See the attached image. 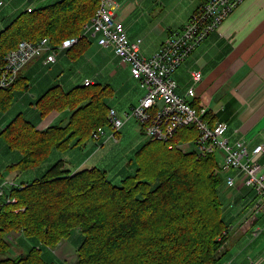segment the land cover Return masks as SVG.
Masks as SVG:
<instances>
[{"label":"trees","instance_id":"16d2710c","mask_svg":"<svg viewBox=\"0 0 264 264\" xmlns=\"http://www.w3.org/2000/svg\"><path fill=\"white\" fill-rule=\"evenodd\" d=\"M31 2L28 0L26 4L30 5L15 10L0 31V83L13 74L7 56L21 43L38 44L47 39L50 48L22 65L14 81L0 87V115L13 108L18 95L30 94L35 82L22 75L29 64L43 59L44 65L51 67L64 52L73 60L80 58L93 42L83 32L99 10V0H53L37 8ZM3 5L9 2L0 0V7ZM191 18L174 34L181 33ZM70 38L79 41L63 49L64 41ZM105 48H113L116 54L114 46ZM196 50L187 55L172 78L176 93L192 99L193 106L199 107L196 96L188 95L194 88L193 73V85L184 96L177 92L174 79V73ZM160 52L161 49L157 54ZM51 54L56 55V60L47 62ZM130 72L132 76L131 68ZM87 80L68 90L55 83L32 100L31 106L38 111L41 121L54 112L66 113L65 118L40 130L35 122L19 113L0 133V139L10 150L22 154L18 162L6 167L7 171H0V184L7 181L6 172L38 168L54 150L83 148L89 140L95 141L97 147L112 140L119 143L122 128L115 129L110 117L111 110H115L109 104L114 89L99 82L87 86ZM142 90L144 97L146 90ZM210 117L208 110L206 118L211 124ZM140 126L146 140L130 160L134 172L121 185L114 184L107 171L99 167L71 170L68 162L60 159L47 166L40 178L6 189L0 202V264H66L61 257L50 255L75 230L82 233L76 264H223L229 252L226 246L232 223L224 214L220 193L224 179L217 157L200 156L196 147L200 132L195 125L177 129L168 140L149 139L146 125ZM100 130L104 133L95 140L93 135L100 134ZM256 201L255 198L250 212ZM12 233L33 239L35 246L24 255L9 256Z\"/></svg>","mask_w":264,"mask_h":264},{"label":"crops","instance_id":"0c3cea01","mask_svg":"<svg viewBox=\"0 0 264 264\" xmlns=\"http://www.w3.org/2000/svg\"><path fill=\"white\" fill-rule=\"evenodd\" d=\"M6 1L9 5L0 7V31L14 15L15 10L30 5L26 4L28 0ZM204 1L112 0V4L115 16L124 23L129 39L133 42L140 40L141 55L149 59L159 52L171 34L185 27ZM50 2L52 0H32L31 6L37 8ZM147 2L148 7L145 8ZM70 60L74 63L80 61L81 69L89 67L92 71L93 77L81 78L79 85L86 79L93 83H98L97 80L100 79L104 81L103 84L111 85L116 94L115 86L123 76L128 82L135 81L132 94L136 101L131 100L130 108L138 105L145 93L139 82L131 76L129 66L116 56L114 49L101 47L93 41L80 58L73 60L64 52L59 54L57 63L51 67L45 66L43 59L29 64L22 71V75L35 82L29 90L33 101L55 83H60L66 88L69 79L65 75L58 78V74L61 62ZM196 71L202 73V80L194 82L195 100L200 106L193 107L198 110L202 109L201 106L206 107L211 113V124H228L227 136L231 142L244 140L250 147L264 145V0H245L174 73L178 85L177 92L180 95H186L189 87L193 85L192 73ZM124 93L131 95L127 91ZM27 96L18 95L13 108L0 115V133L12 121H9L8 116L20 113L13 110L17 108V111H21L25 108L23 103L27 101ZM191 101L192 99V104ZM30 109L40 130L66 116V113L54 112L41 121L35 107L30 106ZM3 144L7 154L18 155V162L22 157L21 152L10 150ZM261 162L264 166V155ZM80 166H75V169H81ZM252 204L253 202L247 204V211H251ZM239 217L236 220L229 217L233 220L229 238L238 240V247L232 251L228 250L225 261L228 264H264V215H255L253 219L252 216L248 219ZM19 239V242L24 241L22 244L27 243L23 236ZM67 246L63 243L50 258H59V255L67 250Z\"/></svg>","mask_w":264,"mask_h":264},{"label":"built area","instance_id":"2783aa9c","mask_svg":"<svg viewBox=\"0 0 264 264\" xmlns=\"http://www.w3.org/2000/svg\"><path fill=\"white\" fill-rule=\"evenodd\" d=\"M245 0H206L202 8L194 14L189 24L181 32L167 38L161 52L152 58L141 55V41H131L128 37L124 23L117 19L113 9L112 0H100V7L90 23L84 27L83 35L89 40H95L102 47H115L116 54L125 64H128L132 76L139 80L146 90V95L137 106L125 115V120L117 117L115 110H111L110 117L115 129L119 130L130 120L134 119L146 125V135L154 140H168L177 129L195 125L200 132L196 147L200 156L215 155L218 161V170L226 174L228 186H234L242 181L252 188L256 195V203L252 218L264 213V166L261 163L264 155V145L250 147L244 140L231 142L227 136L228 124L218 122L212 126L204 118L208 109L201 107L198 112L184 97L176 93V84L172 73L182 64L184 59L202 45V43L215 32L224 20L234 11V8ZM79 38H70L64 41L63 49L76 45ZM50 48L47 39L32 44L23 42L17 50L7 56L8 67L13 68L0 83L5 87L16 78L17 70L31 58L37 56L43 49ZM56 55L51 54L47 62H54ZM202 73L193 72L195 82L200 81ZM87 86L94 84L91 80ZM190 97L196 96L195 89L188 92ZM104 131L94 133L98 140ZM181 147V146H178ZM231 172H237L233 175ZM245 174V180L242 175ZM18 186L14 180L4 181L0 184V202L4 198L6 189ZM9 201H15L9 199ZM260 264V263H256Z\"/></svg>","mask_w":264,"mask_h":264},{"label":"rangeland","instance_id":"374dc122","mask_svg":"<svg viewBox=\"0 0 264 264\" xmlns=\"http://www.w3.org/2000/svg\"><path fill=\"white\" fill-rule=\"evenodd\" d=\"M53 1V0H52ZM148 7V2L144 6ZM223 24V23H222ZM221 24V25H222ZM220 25V26H221ZM219 26V27H220ZM219 29V28H218ZM217 29V30H218ZM65 75L67 79H69L68 84L66 85V90L71 89L75 86H78L81 82V78L86 76L93 77L92 71L89 67L81 69L80 61L74 63V61H63L60 64V71L58 74V78ZM202 80V78H201ZM200 80V81H201ZM198 81V82H200ZM97 82L104 83L103 80L98 79ZM135 81L128 82L125 76L122 77L121 80L117 81V86H115L116 94L109 100V104L115 108L119 118L125 120L126 112L130 111L131 100L136 101L134 99V91L133 85ZM124 91L131 93V95H125ZM196 93V91H195ZM32 95L29 94L27 96V101L23 103L25 107L21 111H17L15 108L14 112L23 113L27 120H31L35 122L33 112L30 109L32 104ZM17 101V100H16ZM19 101V100H18ZM16 103V102H15ZM18 113H12L8 116L9 121L13 120ZM141 124L136 120L132 119L124 128H122L121 133L118 135L119 143L115 141L108 142L103 147H97L95 141L92 140L87 141L84 144V147H78L72 150H54L50 155L49 159L40 167L28 170L25 172L15 171L13 173L6 172L7 176L11 175L12 177H8L10 179H14L17 184L32 182L38 178H40L47 166H51L55 164L60 159H64L68 162L67 167L71 170L77 168L75 166H80L81 168H90L93 166L99 167L105 171H107L108 176L112 179L114 184L121 185L122 181L135 170V166L130 165V160L134 157L136 149L141 146L146 137L142 135L140 131ZM107 133H111V129H107ZM3 139H0V168H4L7 165H11L17 162L18 155L16 154H7L3 147ZM79 164V165H77ZM5 169V170H4ZM0 169L3 173L6 170ZM224 179L222 186L220 187L221 198L224 202L225 211L224 214L226 217H230L233 220L239 216H243V219H248L252 216L253 212H249L246 209L249 207L247 204H251L256 198L255 192L252 188L245 185L244 182L240 181L236 183L234 186H228L225 180L226 174L221 173ZM231 174L235 175L237 172H231ZM18 177H16V176ZM246 175H242V180H245ZM237 195V196H236ZM237 198V199H236ZM236 199V200H235ZM247 206V207H246ZM255 213V212H254ZM254 218V217H253ZM252 218V219H253ZM233 220H229L232 222ZM233 224V223H232ZM245 225H247L245 223ZM247 227H245V230ZM11 247L8 255L11 257H17L26 254L32 247L35 246L33 244V239L26 238L25 244L19 242V234L12 233ZM18 237V238H17ZM230 237V235H229ZM25 239V238H24ZM230 239V238H229ZM228 239L227 249L232 251L236 247H238V240L236 239ZM82 242V233L80 230H75L73 235L66 242L67 250L63 252V254L59 255L62 259L66 260V264H76L77 261V250ZM65 244V243H64ZM26 245V246H25ZM62 244L60 245V247ZM56 251V250H55ZM58 253H60L58 251ZM232 253V252H231ZM245 255V252H244ZM223 264H228L225 259L223 260Z\"/></svg>","mask_w":264,"mask_h":264},{"label":"bare ground","instance_id":"6f19581e","mask_svg":"<svg viewBox=\"0 0 264 264\" xmlns=\"http://www.w3.org/2000/svg\"><path fill=\"white\" fill-rule=\"evenodd\" d=\"M93 85V84H92ZM186 101L193 107V105L190 103V100H187L186 99ZM193 108H195V107H193ZM196 109V108H195ZM198 112H200L201 110H198V109H196ZM204 118H206V115L204 116ZM207 119V118H206ZM149 139H151V138H149Z\"/></svg>","mask_w":264,"mask_h":264}]
</instances>
